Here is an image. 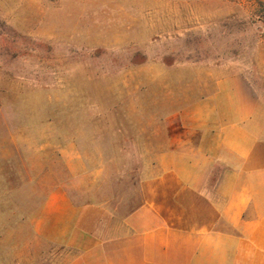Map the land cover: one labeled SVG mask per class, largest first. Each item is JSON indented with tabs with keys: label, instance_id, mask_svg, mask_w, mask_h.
<instances>
[{
	"label": "rangeland",
	"instance_id": "1",
	"mask_svg": "<svg viewBox=\"0 0 264 264\" xmlns=\"http://www.w3.org/2000/svg\"><path fill=\"white\" fill-rule=\"evenodd\" d=\"M179 64L225 65L264 101V0H0V264H51L30 220L66 146L134 183L127 112Z\"/></svg>",
	"mask_w": 264,
	"mask_h": 264
},
{
	"label": "crops",
	"instance_id": "2",
	"mask_svg": "<svg viewBox=\"0 0 264 264\" xmlns=\"http://www.w3.org/2000/svg\"><path fill=\"white\" fill-rule=\"evenodd\" d=\"M143 80L154 98L127 112L145 150L134 183L66 146L65 174L30 220L35 241L51 264H264L257 89L225 65Z\"/></svg>",
	"mask_w": 264,
	"mask_h": 264
}]
</instances>
